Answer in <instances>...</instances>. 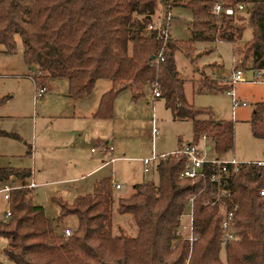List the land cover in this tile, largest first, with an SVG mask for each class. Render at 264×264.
<instances>
[{
	"label": "trees",
	"instance_id": "1",
	"mask_svg": "<svg viewBox=\"0 0 264 264\" xmlns=\"http://www.w3.org/2000/svg\"><path fill=\"white\" fill-rule=\"evenodd\" d=\"M216 1L223 7L243 4L244 10L216 15L212 11ZM158 2L168 5V10L171 6L189 9L188 41L163 39L147 29L154 22ZM246 26L252 36L233 47L242 55L233 69H246L250 60L249 68L264 76V0H0V52L12 54L18 34L30 78L44 84L49 78H65L71 96L88 95L98 79L110 80L112 87L101 95L93 115L100 119L113 116L121 90L134 91L135 99L143 95L145 86L152 91L156 82L158 97L173 118L192 121L193 142L206 134L216 154L233 149L234 123L186 99L174 55L181 51L190 57L196 42L235 44ZM231 86L207 77L199 81V90L227 91ZM5 100L0 98V104ZM248 123L251 134L264 139V100L254 104ZM5 136L16 137L0 129V138ZM184 165L183 156L160 160L157 183L138 182L126 197L115 199L109 177L70 201L52 197L58 206L54 218L29 196L30 168L0 166V186H15L7 201L9 215L0 220V237L7 240L3 253L16 264H264V197L260 195L264 166L244 163L232 176L230 203L237 205V238L223 242L221 215L207 204L212 190L208 173L180 178ZM190 193L198 235L192 245L175 233ZM114 205L117 213L130 215L134 235L120 228L113 233ZM68 215H74L77 224L65 236L58 224Z\"/></svg>",
	"mask_w": 264,
	"mask_h": 264
},
{
	"label": "rangeland",
	"instance_id": "2",
	"mask_svg": "<svg viewBox=\"0 0 264 264\" xmlns=\"http://www.w3.org/2000/svg\"><path fill=\"white\" fill-rule=\"evenodd\" d=\"M167 6L163 2H158L153 17L154 22L164 19L168 12ZM168 13L169 37L188 41L191 20L189 9L171 6ZM251 36L252 29L246 26L241 39L235 44L196 42L190 57L181 51H177L174 55L176 68L184 79L186 99L197 108L210 109L216 118L234 123V147L219 155L225 160L234 158L238 162H248L247 160L253 158L264 159V139L255 138L248 123L254 104L264 100V82L250 81L254 71L249 68V60L247 68L242 69L248 81L236 82L230 88L235 97L239 101H244L246 105L234 108L231 96L226 91L207 88L199 90V81L207 77L219 82L223 74H229L233 70L234 61L242 57L233 47L242 46ZM15 43L12 54L0 53V74H3L0 75V98L6 97V100L0 104V129L16 135V137L0 138V166L15 165L20 168H31L33 170L31 180L37 184V187L31 190L29 196L34 204L44 206L48 217L54 218L58 213V206L49 201L50 192L56 190L63 180L72 176L73 171L80 170L79 160L91 156L90 149L95 145L91 140H81V146L75 148L76 138L61 136V130L66 128L67 123L69 126L72 121L71 118L61 115L72 109L60 94L62 90L64 92L65 85L67 90L66 80H56L57 91L52 92L50 103L48 93L44 95L43 100L36 98L32 86L31 95L27 98L26 89L29 82L21 77V74L26 73L27 68L22 58V40L18 34L15 35ZM0 49L2 50V47ZM15 74L21 78L12 77ZM108 85L109 80H99L93 87V93ZM131 92L135 93L126 88L117 97L113 107L114 117L105 122L106 133L114 148L113 157L116 161L112 166L102 170L101 175L109 174L113 180L122 184L120 189L113 188L115 199L119 196H128L135 182L157 183L158 176L155 170L146 174L142 172L143 159L150 158L152 154L171 152L178 144H185L194 139L192 121L173 118L170 109L165 106L164 99L155 98L148 86L141 90L143 95H137L132 101L129 98ZM153 129L156 130L154 135H152ZM205 144L211 147V150H207L208 157L216 156L212 142L209 140ZM93 176L69 185L78 186L91 180ZM73 194L57 193L54 196L70 201ZM7 208L8 202L0 194V220L6 219ZM112 213L111 228L114 234L119 232L118 228L126 234H135L130 215L117 213L115 205ZM76 224V217L68 215L59 222L58 226L60 230L64 227L73 229ZM6 245L7 240L0 237V264H16L4 255L3 249ZM220 257L224 259L223 250L220 252Z\"/></svg>",
	"mask_w": 264,
	"mask_h": 264
},
{
	"label": "built area",
	"instance_id": "3",
	"mask_svg": "<svg viewBox=\"0 0 264 264\" xmlns=\"http://www.w3.org/2000/svg\"><path fill=\"white\" fill-rule=\"evenodd\" d=\"M244 10L243 4H238L235 7H223V5L216 1L213 3L212 11L214 14L218 15L220 13H225L227 15H233L236 11ZM169 28V13L165 15L164 19L160 22H152L148 25L147 29L155 31L157 36L160 38H167L169 36L168 33ZM34 85L35 97L40 99L42 98L45 92V84L38 82L34 78H30ZM260 80L264 82V76L260 70H254L253 77L250 81ZM248 81L245 72L238 68L233 69L229 74H223L219 80L220 83L233 85L236 82ZM153 95L155 97L159 96V91L157 88V83L154 82L152 85ZM228 95L231 96L232 106L235 108L239 105L245 106L246 103L244 101H239L233 92V90L228 89L226 91ZM156 133V130H152V135ZM206 140H208V136L206 134H202L199 138L198 142H188L182 144L179 148L168 152V153H160V154H152L150 158H145L142 160L144 165V171H149L150 166H154L157 168V165L160 160L165 159L166 157H185V165L184 168L180 171V178H195L198 175H204L206 172L208 173L209 182L211 184V193L208 198L207 204L217 209V213L221 215L220 221V231H221V239L223 242L235 240L236 234L234 230V213L237 209V205H232L230 203L231 192L229 189V184L232 176L236 173L241 164L251 163V162H238L234 158L230 160H225L220 157H208L207 150L210 149V146H207ZM100 151L102 153H110L112 150V146L110 145H101ZM95 148H92L94 151ZM113 161L112 158L108 160ZM257 163L258 165H263L264 162H252ZM207 169V171H206ZM112 187L115 189L120 188V184L111 182ZM28 188L32 189L35 184L31 180L28 185ZM15 186H11L8 184L3 185L0 188V193L3 194V198L8 201L9 192ZM260 195L264 197V188L260 190ZM194 196L190 193L186 200L185 209L180 213L177 218V228H176V236L178 239H184L189 242L190 245L197 239L198 235L195 232L194 226V206H193ZM6 215H9V211L7 208ZM62 232L65 236L70 235V228L64 227Z\"/></svg>",
	"mask_w": 264,
	"mask_h": 264
},
{
	"label": "crops",
	"instance_id": "4",
	"mask_svg": "<svg viewBox=\"0 0 264 264\" xmlns=\"http://www.w3.org/2000/svg\"><path fill=\"white\" fill-rule=\"evenodd\" d=\"M0 53H3V52H0ZM6 55H8V54H6ZM25 68H27L26 73L21 74V77L23 76V78H25L29 82V83H27L28 85H27V89H26V96L28 98L32 92L31 86L33 87V90H34V85L31 81L30 77L28 76V67L26 65H25ZM0 75H3V74H0ZM219 76L220 75H218V77ZM12 77L17 78V79L21 78L20 76H18V74L12 75ZM61 79L66 80L67 90H66V85H65V88H63L64 92L62 90V92H60V94L62 96H64V100H65L66 104H68V105H70V107H72L70 112H68L66 114H61L62 117L72 119L70 125L67 126L69 124V123H67L66 128L61 130L62 131L61 136H64V138H69V139L76 138V140L74 141V147L75 148H79L81 146V140H84V141L91 140V142H93V145H95L96 148L93 147V148H95L94 151H92V148L90 149V152L92 154L91 156H89L88 158H84L83 160H79L80 161V166H79L80 170L73 171V173H74L73 175L76 174L75 176L72 175V176L68 177L66 180H63V182L59 183L60 186L58 188H56V190L54 189V190H52V192H50L49 197H48L49 201L52 202V200H51L52 197H55L54 195H56L57 193H60V194L61 193L62 194L67 193V192H69V194L74 193L73 196H71V197H74L76 194H79V193L90 192V191H92L95 182L98 181L99 179L103 178V177L111 178L112 182L120 184V188H121L122 184L118 181L113 180L111 175H109V174L108 175H106V174L101 175L102 170H104L105 168H107L109 166H112V164L116 161V159L113 157L114 148L110 144V141L108 139L109 136L106 133L107 130L105 129V122L112 120L114 117V114L109 119H100V118H95L93 116L94 113L96 112L97 108H98V104H99V100H100L101 95L112 87V82L109 80V85L106 88H101V90L98 92L96 91V93H93V90H92V92L88 95L71 96L68 92V81H67V79L61 78V77L49 78L45 82V92H44L42 98H40V100H43L44 95L46 93H48L49 97H50L49 103L52 102V94H53L52 92L57 91L55 88L56 80H61ZM99 80H102V79H98L95 82V84ZM106 80H108V79H106ZM95 84H94V86H95ZM124 90L125 89L118 92V94L115 98V101H116L117 97ZM60 91H61V89H60ZM10 97L11 96H8V98H10ZM8 98H7V100H8ZM129 98L131 99L130 101L134 100V98H132V95ZM155 98H158V97H155ZM115 101H114V106H115ZM207 141H209V139L206 140V142ZM190 142H192V141H190ZM101 145L112 146L111 152L110 153H102L99 149ZM181 145L182 144H178L177 148H179ZM207 146H209V145H207ZM173 150H175V149H173ZM210 150H211V147H210ZM215 155L216 156H214V157H220L219 156L220 154H215ZM110 158H112L113 161L109 162L108 160ZM247 161H249V162H264V159L263 158H253V159H250ZM10 166L18 167L15 165H10ZM151 170L156 171V168L152 165V166H150L149 171H144V165L142 163V172L144 174L149 173ZM95 174H98V175L96 177H94L93 175H95ZM32 176H33V170H32ZM32 176H31V178H32ZM92 176H93V178L91 180L89 179L90 181L87 180L86 183H80L78 186H76V185L70 186L69 185L70 183L82 181V180L87 179V178L92 177ZM31 178H29L28 181H26V185H28L30 183ZM136 183H138V182H135L134 184H136ZM14 184L17 185V184H19V182L15 181ZM34 184H35V186L32 188V190L37 187V184L35 182H34ZM134 184H132V187ZM55 185H57V184H55ZM2 186H0V188ZM0 194H2V193H0ZM2 196H3V194H2Z\"/></svg>",
	"mask_w": 264,
	"mask_h": 264
}]
</instances>
